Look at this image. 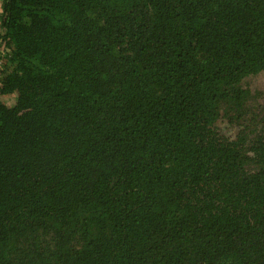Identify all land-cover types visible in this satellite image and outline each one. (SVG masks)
Wrapping results in <instances>:
<instances>
[{
  "label": "trees",
  "instance_id": "1",
  "mask_svg": "<svg viewBox=\"0 0 264 264\" xmlns=\"http://www.w3.org/2000/svg\"><path fill=\"white\" fill-rule=\"evenodd\" d=\"M1 8L0 264H264V0Z\"/></svg>",
  "mask_w": 264,
  "mask_h": 264
},
{
  "label": "rangeland",
  "instance_id": "2",
  "mask_svg": "<svg viewBox=\"0 0 264 264\" xmlns=\"http://www.w3.org/2000/svg\"><path fill=\"white\" fill-rule=\"evenodd\" d=\"M258 79H259V82H258V85H257V86H258L261 90H264V75L259 76ZM256 81H257V80H256ZM7 99H9V101H12V100H13V97H11V96L4 97V100H7ZM261 102L264 103V96L262 97ZM226 133H227L228 135H234V134H231V133H234L233 129L226 131Z\"/></svg>",
  "mask_w": 264,
  "mask_h": 264
},
{
  "label": "water",
  "instance_id": "3",
  "mask_svg": "<svg viewBox=\"0 0 264 264\" xmlns=\"http://www.w3.org/2000/svg\"><path fill=\"white\" fill-rule=\"evenodd\" d=\"M2 11L1 5H0V12Z\"/></svg>",
  "mask_w": 264,
  "mask_h": 264
},
{
  "label": "crops",
  "instance_id": "4",
  "mask_svg": "<svg viewBox=\"0 0 264 264\" xmlns=\"http://www.w3.org/2000/svg\"><path fill=\"white\" fill-rule=\"evenodd\" d=\"M0 5H1V0H0Z\"/></svg>",
  "mask_w": 264,
  "mask_h": 264
}]
</instances>
